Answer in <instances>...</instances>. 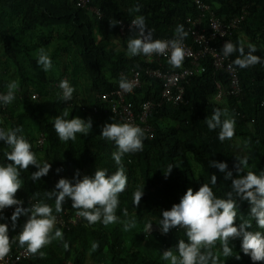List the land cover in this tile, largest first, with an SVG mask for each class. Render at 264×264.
I'll list each match as a JSON object with an SVG mask.
<instances>
[{
  "label": "trees",
  "instance_id": "trees-1",
  "mask_svg": "<svg viewBox=\"0 0 264 264\" xmlns=\"http://www.w3.org/2000/svg\"><path fill=\"white\" fill-rule=\"evenodd\" d=\"M80 2L0 0V93L7 91L10 81L18 82L16 100L6 109L0 105V126L22 127L37 158L52 164L49 174L35 182L31 179L37 170L34 166L22 170L23 185L17 197L25 201V206L29 201L43 200L54 210L55 199L47 200L45 193L52 191L60 178L72 179L79 171L82 179L97 168H107L109 174L116 172L119 165L112 159L116 145L100 136L106 123L123 122L114 110L120 115L127 106L138 120L137 112H142L146 103L152 104L150 122L155 136L150 139L145 135L143 150L122 158L128 182L119 194L116 223L90 224L68 199L62 212L54 211L56 228L62 230L63 239H54L40 249L43 256L30 252V258L21 264H169L162 259L163 251L181 239L187 242V236L180 227L164 234L158 225L162 211L178 204L189 188L198 190L205 183L218 198L227 199L232 191L231 180L209 167L210 160L226 161L234 177L237 160L244 157L248 163L243 174L264 171V61L247 68L235 65L241 92L231 93L229 78L214 67L210 57L198 67L185 57L181 67L174 68L168 62L170 54L128 56V41L139 35L131 22L144 16L154 39L160 40L176 39V28L183 25L187 33L183 44L200 50L203 44L195 38L193 22L203 19L200 30H205L212 38V46L223 53L222 40H216L212 25L217 21L225 24L246 9V21L232 32L229 41L237 48L242 43L246 53L248 46L254 45L257 50L253 55L264 59V0H89L84 7ZM203 2L213 6L216 16L200 8ZM111 21L117 24L113 26ZM41 49L52 58L53 68L48 72L36 61ZM238 57L239 51L232 53L231 62L234 64ZM201 66L205 72H201ZM188 68L194 74L179 82L184 92L180 94L174 87L170 92L172 100L165 97L166 79L152 73L160 71L165 76ZM136 75L140 86L120 97L121 78L130 81ZM64 79L76 89L68 102H62L59 96V83ZM179 94L182 101L175 104L174 97ZM216 109H227L236 119L235 134L230 140L219 141L220 129L207 127L206 119ZM65 111L69 114L66 119L91 118L92 131L86 136L77 134L74 141H61L54 122ZM5 151L6 145L0 142V163L8 162ZM169 165L174 168L166 177ZM57 169L61 171L57 173ZM213 174L218 177L216 185H211ZM138 187L145 188V194L135 206L133 193ZM238 203L236 222L250 220L249 231L264 232L250 215V203ZM11 215L4 213L9 218L10 239L15 236L17 242L11 244L9 253L28 249L27 244L20 246L18 242L26 218L20 217L12 230ZM130 220L136 227L125 231L124 224ZM148 223L153 224L151 231L145 228ZM94 243L98 248L93 249ZM241 243V239L230 240L233 253L229 257L221 254L220 264H264L244 254ZM212 251L222 253L219 240Z\"/></svg>",
  "mask_w": 264,
  "mask_h": 264
},
{
  "label": "clouds",
  "instance_id": "clouds-1",
  "mask_svg": "<svg viewBox=\"0 0 264 264\" xmlns=\"http://www.w3.org/2000/svg\"><path fill=\"white\" fill-rule=\"evenodd\" d=\"M207 6L209 9L205 11L216 16L213 6L209 4ZM248 14L245 9L243 15L237 16L225 24L222 22L228 28L227 34L223 38L216 37V40H222V51L225 57L239 51V57L234 61V65L240 68H247L264 61L260 56L253 55L257 50L254 45H249L246 53L242 43L237 48L236 44L229 41L232 32L241 27ZM111 23L113 26L117 24L112 21ZM131 25L138 29L139 35L128 41V56L151 57L153 54L167 56L170 49L169 64L174 68L181 67L185 58L183 39L187 36L183 25L177 26V38L173 40L154 39L152 32L147 28L145 17L142 15L134 18ZM200 29L201 27L195 31L202 32ZM204 32L206 34L205 30ZM207 37L211 38L208 35ZM209 44L212 46V40H209ZM36 61L45 72L53 68L52 58L44 49L40 50ZM6 87L7 91L0 93V105L3 106H7L16 100L18 82L10 81ZM120 87L125 91H131L133 85L121 78ZM59 89L61 90L59 96L62 102L73 99L76 89L67 79L60 81ZM142 112L137 113L141 114ZM68 115V112L65 111L55 118L54 128L61 141H74L77 134L86 136L92 131L93 121L91 118L86 120L76 116L66 119ZM152 115L153 105L152 113L148 117V125L153 130L152 136L140 126L128 122L106 123L100 136L115 143L116 151L112 153V159L119 165L118 170L109 174L107 168H97L94 174L84 175L82 179L79 171L72 179L60 178L55 188L45 193L47 200L55 199L54 210L51 205L43 200L35 203L29 201L25 206V201L17 197V193L23 185L22 170L34 166L37 170L32 172L31 179L35 182L49 174L52 164L37 158L36 153L32 150L31 142L23 134L22 127L7 128L0 126V142H3L7 147L4 155L8 161L7 163H0V221H2L0 222V257L7 254L16 257L23 250H28L29 253L33 254L39 252L43 256L40 249L50 244L54 239H63L62 230L56 228L57 216L54 211L55 213L62 212L63 205L68 199L71 200L72 207L79 210L78 215L90 224L102 222L107 226L116 223L119 220L116 214L120 204L119 194L125 191L128 182L122 158L125 154L142 151L146 136L150 139L155 136V128L150 122ZM206 123L209 130L220 129L218 139L221 142L230 140L235 134L236 119L229 115L227 109L223 111L216 109L210 118L207 117ZM247 163V157L237 160L235 165L237 175L234 177L233 171L229 170L226 161H209V167H215L224 173L226 180H231L232 191L228 193L227 199L218 198L213 188L205 183L198 190L189 188L178 204H174L170 210L162 211V219L158 224L161 231L167 234L172 229L180 227L185 229L187 236V242L181 239L176 246L163 251V260L168 261L169 264H220L221 254L224 257H229L233 253L232 247L229 246L230 240L241 239V249L244 254L249 255L253 262L264 261V232L249 231L248 229L251 228L250 220L236 222L238 201H248L251 205V217L255 219L259 228L264 229V171L259 174L251 171L243 174V168L247 166ZM173 168L172 165L168 166L166 177L171 174ZM60 171L61 169H57V173ZM217 180V175L213 174L211 185H216ZM144 194L145 188L139 187L133 193L135 206H139ZM12 206L15 207L10 217L11 229L15 230L20 217L26 218L18 234V242L20 246L27 244L28 249L9 253L11 244L16 243L17 239L15 236L10 239V225L7 222L9 218L4 216V210ZM123 214L128 215L127 209L123 210ZM134 227H136L134 220L124 224L125 231ZM145 228L151 231L153 224L148 223ZM217 240L221 242L222 253L212 251ZM65 246L67 247V245ZM92 247L96 249L98 244L94 243ZM236 258L239 259V256ZM25 259L19 261L18 264H21Z\"/></svg>",
  "mask_w": 264,
  "mask_h": 264
},
{
  "label": "built area",
  "instance_id": "built-area-1",
  "mask_svg": "<svg viewBox=\"0 0 264 264\" xmlns=\"http://www.w3.org/2000/svg\"><path fill=\"white\" fill-rule=\"evenodd\" d=\"M80 4L82 7H84L89 0H80ZM200 8L203 10H208L209 6L202 3L200 5ZM202 21L201 19H198L196 22H193L194 28L199 29L201 27ZM212 29L216 32L215 37L220 36L224 37L227 34L228 28L221 22L217 21L212 25ZM195 38L196 40L203 44V47L200 50H195L191 48L190 46H186L183 44V47L185 49V57L192 60V64L195 67H198L200 65V62L203 60H207V58H211L210 61L213 59V65L214 67L225 74L228 75L229 80L231 82L230 86V92L231 93H237L241 92V80L239 77V70L236 68V66L231 62L230 55L228 57H225L223 53L216 50L215 47L211 46L209 44V40L211 41V38H208L205 32L195 31ZM170 40V39H165ZM171 50L169 49V54ZM166 56V55H164ZM168 56V55H167ZM202 61V62H203ZM199 71V69H197ZM206 68L201 66V72H205ZM194 74V70L191 68L185 69L182 72H172L171 74H165V76L162 75L160 71L153 72L152 75L161 77L163 79H166V92L165 97L170 96V100H172V96L170 95L171 90L175 87L178 88L180 91V94L184 92V88L179 86V82L182 80H185L192 76ZM129 82L132 83L133 87L131 91H125L122 89L121 92H119L120 97H123L124 94L133 93L137 87L140 86L141 82L139 79V76L136 75V77L132 78ZM174 91V89H173ZM229 92V93H230ZM178 95L174 97L175 104H180L182 101V95ZM36 98V96H33ZM4 109L7 108V106H3ZM152 113V105L149 103H146L143 109V112L138 116V120L136 119L135 114L131 109H129L127 106L123 107V110L120 112V115L118 111L114 110V114L121 118L123 122H128L134 125L140 126L146 133H149L152 136L153 130L151 126L148 125V117ZM44 141L43 139H40L39 144L43 145ZM14 207H9L4 210V213H12L14 211ZM30 256V253L28 250L21 251L16 257L14 255H5L3 257H0V264H18L19 261L28 258Z\"/></svg>",
  "mask_w": 264,
  "mask_h": 264
},
{
  "label": "rangeland",
  "instance_id": "rangeland-1",
  "mask_svg": "<svg viewBox=\"0 0 264 264\" xmlns=\"http://www.w3.org/2000/svg\"><path fill=\"white\" fill-rule=\"evenodd\" d=\"M53 51H54V48L52 47V48H51V52H53ZM47 78H49V77H47ZM38 98H39V97H38ZM238 144H240V143L238 142Z\"/></svg>",
  "mask_w": 264,
  "mask_h": 264
}]
</instances>
